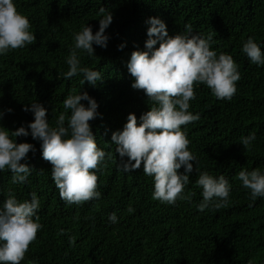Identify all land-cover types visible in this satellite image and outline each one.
Listing matches in <instances>:
<instances>
[{
	"label": "trees",
	"instance_id": "16d2710c",
	"mask_svg": "<svg viewBox=\"0 0 264 264\" xmlns=\"http://www.w3.org/2000/svg\"><path fill=\"white\" fill-rule=\"evenodd\" d=\"M16 4L28 16L36 41L0 56L4 111L0 125L9 130L27 126L34 115L24 107L32 100L44 104L54 123L70 91H88L101 114L90 121L97 144L114 157L98 173L101 197L68 205L54 184L51 163L42 157L41 142L31 135L16 138L35 145L36 151L28 153V163L35 169L28 183L18 185L11 183L10 170L0 171V204L8 189L20 199H30L35 191L43 225L20 264H264V197L253 201L237 178L241 169L264 170V66L252 64L242 52L249 36L264 50V0H16ZM100 7L113 13L106 29L108 45H94L96 56L78 53L82 66L99 69L103 79L96 86L81 85L82 74L64 79L73 33L87 24L97 31ZM152 16L166 22L169 35L184 31L188 24L194 32L213 33L212 47L233 55L239 65L241 78L231 100L217 99L202 83L194 85L196 98L189 111L199 112L200 119L186 126L188 147L198 156L201 171L224 174L232 185L226 207L203 212L196 208L202 189L195 184V162L184 189L192 198L177 199L175 204L152 198L153 178L144 174L143 165L132 172L117 166L120 158L111 143L112 132L123 129L129 113H135L139 123L140 115L150 109L143 90L132 88L134 77L127 63L132 51L145 48ZM251 132L256 139L246 151L239 141ZM112 212L117 214L116 223L108 219Z\"/></svg>",
	"mask_w": 264,
	"mask_h": 264
},
{
	"label": "clouds",
	"instance_id": "9594fccd",
	"mask_svg": "<svg viewBox=\"0 0 264 264\" xmlns=\"http://www.w3.org/2000/svg\"><path fill=\"white\" fill-rule=\"evenodd\" d=\"M97 15V31L93 32L87 24L73 33L74 46L66 57L69 67L62 73L64 79L82 74L81 85L88 82L96 86L102 81V72L82 66L78 53L79 50L92 57L96 56L94 45L107 47L110 37L106 29L112 23L113 13L100 7ZM147 23L150 26L145 48L132 51L127 68L134 77L132 88L143 90L150 109L140 115L139 123L137 115L129 113L123 129L112 132L111 143L115 144L120 158L117 166L124 172H132L143 165L144 174L153 178L152 198L175 204L177 199L190 201L192 198V193H185L184 189L190 182L195 162L198 173L195 184L202 189V200L196 208L203 212L209 207H226L232 185L224 174L217 176L201 171L198 156L188 147L186 126L200 119L199 112L189 111L190 102L196 98L194 85L202 83L217 99L231 100L237 91L236 82L241 78L239 65L233 55L217 52L212 47L215 41L211 32L207 35L194 32L188 24L184 31L169 35L161 17L152 16ZM35 41L30 20L18 11L16 0H0V56ZM119 47L122 49L124 44ZM242 52L252 64L264 66V50L253 36L243 42ZM62 106L64 110L55 115L52 123L44 104L32 100L24 107L34 115L27 126L9 130L0 125V171H11L13 185L29 182L35 168L28 163V153L35 152L36 148L27 141L17 142L16 138L31 135L41 142L42 157L51 163L52 179L66 204L98 200L101 197L98 173L103 172L108 161L114 160L112 152L98 146L90 123L101 115L98 101L88 91L72 90ZM3 116L4 111H0V119ZM255 139L256 133L251 132L239 142L249 151ZM182 166L183 171H179ZM237 178L250 190L253 201L264 197V170L241 169ZM4 193L6 199L0 204V264H20L38 230L43 228L38 215L40 198L35 191L30 193V199L18 198L12 189ZM128 211L133 209L129 207ZM108 219L118 222L115 212ZM69 239L75 242L74 237Z\"/></svg>",
	"mask_w": 264,
	"mask_h": 264
}]
</instances>
